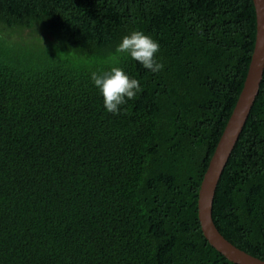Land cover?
Returning <instances> with one entry per match:
<instances>
[{"label":"trees","instance_id":"obj_1","mask_svg":"<svg viewBox=\"0 0 264 264\" xmlns=\"http://www.w3.org/2000/svg\"><path fill=\"white\" fill-rule=\"evenodd\" d=\"M132 31L161 71L108 60ZM254 36L252 0H0V264H237L197 192ZM113 66L142 88L116 115L91 80ZM211 219L264 261V67Z\"/></svg>","mask_w":264,"mask_h":264},{"label":"water","instance_id":"obj_2","mask_svg":"<svg viewBox=\"0 0 264 264\" xmlns=\"http://www.w3.org/2000/svg\"><path fill=\"white\" fill-rule=\"evenodd\" d=\"M252 5L255 36L250 61L240 92L214 147L197 192V217L202 235L210 246L237 264H264V261L235 247L218 232L211 219V202L221 170L257 93L264 67V0H252Z\"/></svg>","mask_w":264,"mask_h":264},{"label":"clouds","instance_id":"obj_3","mask_svg":"<svg viewBox=\"0 0 264 264\" xmlns=\"http://www.w3.org/2000/svg\"><path fill=\"white\" fill-rule=\"evenodd\" d=\"M159 48V43L151 36L142 31H132L122 37L114 53L109 54L108 60L114 65L118 64L119 55L127 53L144 68L156 73L164 67L156 58ZM91 80L103 97L105 109L114 115L119 114L120 106L128 100H135L142 91L140 82L130 78L118 66H113L108 71L92 72Z\"/></svg>","mask_w":264,"mask_h":264}]
</instances>
